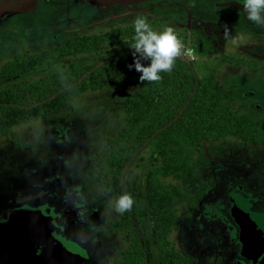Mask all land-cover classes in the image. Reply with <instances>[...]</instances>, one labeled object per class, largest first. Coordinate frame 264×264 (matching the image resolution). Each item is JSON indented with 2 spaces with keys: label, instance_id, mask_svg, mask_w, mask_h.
I'll return each mask as SVG.
<instances>
[{
  "label": "rangeland",
  "instance_id": "374dc122",
  "mask_svg": "<svg viewBox=\"0 0 264 264\" xmlns=\"http://www.w3.org/2000/svg\"><path fill=\"white\" fill-rule=\"evenodd\" d=\"M89 2L31 0L27 12L0 18V68L17 56L57 49L21 76L0 80V88L39 79L49 85L71 63L85 82L55 113L0 135V264H134L141 249L138 264H160L166 250L187 257L186 264H244L227 217L228 194L247 197L264 213V148L227 133L183 142L181 152L167 146L162 155L148 145L156 132L137 139L142 124L120 137L127 123L122 102L142 90L123 81L122 73L99 72L103 57L125 47L119 42L127 40L134 18L144 16L154 30L174 29L186 53L177 57L181 70L199 85L212 79L207 87L216 102L208 104L252 112L264 122V25L231 22L225 19L230 9L214 13L219 7L212 0H155L127 8ZM84 37H100L99 49L82 45ZM113 142L122 149L120 160L131 158L117 187L108 148ZM154 187L175 214L163 248L153 242L149 216L147 196ZM122 193L134 198L129 215L113 207ZM230 201L236 216L246 200L232 193Z\"/></svg>",
  "mask_w": 264,
  "mask_h": 264
},
{
  "label": "trees",
  "instance_id": "16d2710c",
  "mask_svg": "<svg viewBox=\"0 0 264 264\" xmlns=\"http://www.w3.org/2000/svg\"><path fill=\"white\" fill-rule=\"evenodd\" d=\"M124 35L127 36V40L119 42V46H125L121 49V53L114 52L108 57H103L102 59L107 62L103 66V72L98 71L100 75L112 72L122 73L123 81L138 85L142 90L127 96L122 102L127 123L120 137L128 135L142 124L137 139L141 142L146 141L156 132L155 136L149 140L148 145L158 150L162 155H164L167 146L177 145L181 152L183 142L194 145L200 140L223 136L227 133L245 135L247 140L264 148V122L252 112L239 113L225 107L218 109L208 104L209 100L212 104L216 102L207 87L212 85V79L203 80L199 85L200 82L195 80L189 71L181 70L183 63L177 58L172 70L161 73L162 78L159 81H140V74L128 67L133 63L132 50L128 48L134 35L133 27ZM100 39V37H84L80 42L82 41L81 44L90 49L95 47L99 49L97 41ZM56 51L57 49H51L37 54L17 56L0 68V80L21 76ZM145 63L147 62L145 61ZM77 69L71 63L62 72L60 79H55L57 75H53L54 80L49 85L39 79L32 83L12 82L1 87L0 135L21 122L44 119L55 113L58 109L57 106H60L64 101L71 100L74 95L81 93L85 89V82L80 80L81 74ZM88 77L90 82H97V75L89 74ZM187 77H189L188 82L183 83L181 79ZM160 86L163 87V90L168 86H172V89L159 92L157 88ZM198 93L202 95L198 96ZM108 148L112 150L110 157L111 166L114 167L112 177L114 187H117L126 161L131 158L119 159L121 156L119 150L122 149L118 142L110 143ZM153 189L150 188L147 196L153 242L163 248L168 245L167 237L171 233L175 214L164 201L162 193L156 187ZM128 219L131 223V219ZM141 252L142 254L133 260L134 264L142 261L144 250L141 249ZM161 255L160 264H186L189 262L188 258L168 252V250L162 251Z\"/></svg>",
  "mask_w": 264,
  "mask_h": 264
},
{
  "label": "clouds",
  "instance_id": "9594fccd",
  "mask_svg": "<svg viewBox=\"0 0 264 264\" xmlns=\"http://www.w3.org/2000/svg\"><path fill=\"white\" fill-rule=\"evenodd\" d=\"M241 5L240 11L248 21L264 25V0H241ZM132 26L134 35L128 48L132 50L133 63L128 67L140 74L139 80L142 82L159 81L161 73L170 72L175 59L186 54L182 52V42L172 27L154 30L144 16L135 17ZM133 203L134 198L130 194L122 193L114 200L113 207L115 211L123 213Z\"/></svg>",
  "mask_w": 264,
  "mask_h": 264
},
{
  "label": "flooded vegetation",
  "instance_id": "af4514ba",
  "mask_svg": "<svg viewBox=\"0 0 264 264\" xmlns=\"http://www.w3.org/2000/svg\"><path fill=\"white\" fill-rule=\"evenodd\" d=\"M25 1L27 3V8L23 7V3ZM30 1L31 0H0V6H1L0 7V18H1V20H6L7 18H10V17H12V16H14L16 14H20L18 12L21 9H24V10H26L25 12H27L30 9ZM87 1H89V0H87ZM153 1H155V0H150V1H147V2H144V3H141V4H149V3L153 2ZM212 2L214 3V7H219L216 10H214V13L217 10L221 11V9H220L221 7L225 8V9H230V11L232 13L230 12V15L228 17H226L225 19H227V20H229L231 22H234L236 20V18H240L241 20H244L248 24L253 23V22L248 21L245 18V14L240 11L242 9L241 0H230V2H226V0H212ZM8 4H11L13 7H16V8H13V9H15V12H8L6 14H3L4 13V8L3 7H5V5L8 6ZM141 4H138V5H141ZM138 5H134V6H138ZM97 7H99V6H97ZM112 7H121V6L112 5L110 7H101V8H112ZM127 7H133V6H126V7H121V8H127ZM220 19H222V17H220ZM215 23H218V22H215ZM225 28L228 29L227 25L225 26ZM232 193H234L238 197H241L242 199L247 201V202L246 201H244V202H245V204H247V208H248V211L250 213H252V214H261L264 217V213L253 209L252 202L247 197H245V196H243V195H241V194H239L237 192H233L232 191ZM232 193L230 192L228 194V202L230 203L229 204L230 207L228 208V213H227L228 216L227 217L229 218V220H231L232 226H233V228L235 230L234 242L237 245V253L239 254L240 258L243 260L244 264H264V248L254 250L253 248H255L257 245H252L251 244L252 248H250L248 251L244 250V243H249V239H250V237L246 236L245 233H249V231H251V230H250V227H249V229L247 228L246 232L243 233L242 227L246 228V224L240 222L241 226H239L235 222V220L233 218V215H232V212H231L232 208H233V205H232V203L230 201V194H232ZM48 195H50V194H48ZM54 197H56V196H54ZM65 212L67 213V211H65ZM67 214L70 215L71 212L70 213L68 212ZM263 228L264 227H261L260 230H262ZM241 236H242V240H241ZM167 240H168V238H167ZM259 245L264 247V240L261 239V241L259 242L258 246ZM253 251H255V252H253ZM249 252L252 253V254L251 255L246 254V253H249ZM177 255H179V254H177ZM182 257H185V256L182 255Z\"/></svg>",
  "mask_w": 264,
  "mask_h": 264
},
{
  "label": "water",
  "instance_id": "95a60500",
  "mask_svg": "<svg viewBox=\"0 0 264 264\" xmlns=\"http://www.w3.org/2000/svg\"><path fill=\"white\" fill-rule=\"evenodd\" d=\"M92 4L99 7H110L112 5H119L121 7L134 6L150 0H89ZM232 215L235 222L241 226L240 222L246 224L247 228L250 230L249 235L253 237H259L263 234L264 228L260 230L261 227H264V217L261 214H252L248 211L246 205L240 203L238 208L235 210L236 216H234V210L232 208ZM247 228L242 227L243 233ZM242 240V236H241ZM251 247V243H244V250L248 251ZM255 248L262 249L264 248L261 245H257Z\"/></svg>",
  "mask_w": 264,
  "mask_h": 264
},
{
  "label": "bare ground",
  "instance_id": "6f19581e",
  "mask_svg": "<svg viewBox=\"0 0 264 264\" xmlns=\"http://www.w3.org/2000/svg\"><path fill=\"white\" fill-rule=\"evenodd\" d=\"M242 201V200H241ZM239 203H240V201H239ZM242 204H245V202L243 201V202H241ZM246 206H247V204H245ZM246 228H247V226H246ZM245 232H246V230H245ZM244 232V233H245ZM246 234V236H248V237H250V239H249V243H251L252 245H258L259 244V242L261 241V239L262 240H264V231H263V234H261L259 237H253V235L251 236V235H249V233H245ZM254 250H256V249H258V248H253ZM252 249V250H253Z\"/></svg>",
  "mask_w": 264,
  "mask_h": 264
},
{
  "label": "crops",
  "instance_id": "0c3cea01",
  "mask_svg": "<svg viewBox=\"0 0 264 264\" xmlns=\"http://www.w3.org/2000/svg\"><path fill=\"white\" fill-rule=\"evenodd\" d=\"M1 7V6H0ZM12 7V8H11ZM23 7L24 8H27V3H26V1L23 3ZM4 8V13L3 14H6V13H8V12H15V9H13V8H16V7H13L11 4H8V6H6L5 5V7H3Z\"/></svg>",
  "mask_w": 264,
  "mask_h": 264
}]
</instances>
